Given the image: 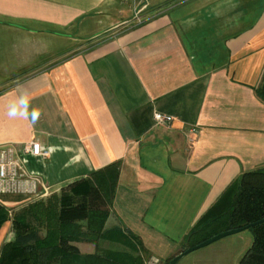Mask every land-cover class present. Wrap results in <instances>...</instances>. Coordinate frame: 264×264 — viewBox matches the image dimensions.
Listing matches in <instances>:
<instances>
[{
  "label": "crops",
  "instance_id": "crops-1",
  "mask_svg": "<svg viewBox=\"0 0 264 264\" xmlns=\"http://www.w3.org/2000/svg\"><path fill=\"white\" fill-rule=\"evenodd\" d=\"M262 76L264 0H0V145L49 192L118 165L105 228L120 232L82 254L167 264L193 246L227 185L264 167ZM33 140L45 153L24 152ZM33 199L0 195V250ZM206 254L177 264H223Z\"/></svg>",
  "mask_w": 264,
  "mask_h": 264
},
{
  "label": "trees",
  "instance_id": "trees-1",
  "mask_svg": "<svg viewBox=\"0 0 264 264\" xmlns=\"http://www.w3.org/2000/svg\"><path fill=\"white\" fill-rule=\"evenodd\" d=\"M264 100V76L255 89ZM118 174L117 163L90 177L67 184L45 201L31 202L12 216L14 238L0 250V264H125L121 252L82 254L76 242L115 238L120 229H106ZM0 204V226L9 218ZM264 218V167L244 171L232 180L198 219L187 238L197 244L227 229ZM252 241L239 264H264V223L248 228ZM116 231V232H114ZM198 238V240H197ZM172 257L167 259V264Z\"/></svg>",
  "mask_w": 264,
  "mask_h": 264
},
{
  "label": "built area",
  "instance_id": "built-area-1",
  "mask_svg": "<svg viewBox=\"0 0 264 264\" xmlns=\"http://www.w3.org/2000/svg\"><path fill=\"white\" fill-rule=\"evenodd\" d=\"M154 119L160 123H168L172 117L155 112ZM25 153L40 155L45 153L39 141L33 140L23 147ZM49 188L40 186V180L25 171L12 144L0 145V195H25L31 198L47 196ZM152 264H159V259L152 257Z\"/></svg>",
  "mask_w": 264,
  "mask_h": 264
},
{
  "label": "rangeland",
  "instance_id": "rangeland-1",
  "mask_svg": "<svg viewBox=\"0 0 264 264\" xmlns=\"http://www.w3.org/2000/svg\"><path fill=\"white\" fill-rule=\"evenodd\" d=\"M156 1V0H153ZM158 1V0H157ZM153 3V4H152ZM149 7L145 10L140 11L139 13H145L148 11H152L155 7L154 2H152ZM67 185L57 189L54 192H49L47 196L37 197L33 199L32 201H45L48 197L51 196L52 193H60L62 190H66ZM252 241V233L249 229L241 230L240 232L233 233L227 236H224L223 238H220V240L215 241V244H211L210 246L207 245L204 246L203 249L200 250H193L190 252L187 256L189 258L196 257L202 255V253H207L206 255L209 257H213V259H218L223 264H239V258L242 256V254L245 252L248 246H250ZM199 251V252H197ZM100 255H108L111 254V252H115L113 250H110L106 247H101L97 251ZM120 252V251H118ZM123 254V252H121ZM200 254V255H199ZM129 256V254L122 255ZM149 256L145 255V258H148Z\"/></svg>",
  "mask_w": 264,
  "mask_h": 264
},
{
  "label": "water",
  "instance_id": "water-1",
  "mask_svg": "<svg viewBox=\"0 0 264 264\" xmlns=\"http://www.w3.org/2000/svg\"><path fill=\"white\" fill-rule=\"evenodd\" d=\"M261 223H264V218H261L257 221H254V222H251V223H249L245 226H242V227L227 229V230H224L222 232L216 233V234L206 238L205 240H203V241H201V242H199L193 246H190V247L184 249L183 251L179 252L178 254L174 255L168 264H177L181 258H183L185 255H187L188 253H190L191 251H193L195 249L201 248V247L206 246L212 242H215V241L219 240L220 238H223L224 236L240 232L241 230L248 229L252 226H255V225L261 224Z\"/></svg>",
  "mask_w": 264,
  "mask_h": 264
},
{
  "label": "clouds",
  "instance_id": "clouds-1",
  "mask_svg": "<svg viewBox=\"0 0 264 264\" xmlns=\"http://www.w3.org/2000/svg\"><path fill=\"white\" fill-rule=\"evenodd\" d=\"M19 104H20L21 106H23V108H24V113H26V112H27V104H28L27 97H26V96H22V97H20V99H19ZM17 112H18V107H17L16 104H13V105L11 106L10 110H9V115H10V116H15V115L17 114Z\"/></svg>",
  "mask_w": 264,
  "mask_h": 264
}]
</instances>
